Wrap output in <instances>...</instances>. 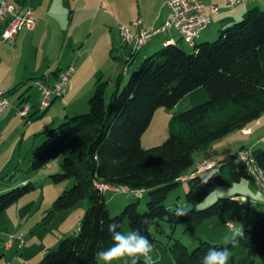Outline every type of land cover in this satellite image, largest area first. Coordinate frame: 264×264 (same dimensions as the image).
<instances>
[{"label":"trees","instance_id":"obj_1","mask_svg":"<svg viewBox=\"0 0 264 264\" xmlns=\"http://www.w3.org/2000/svg\"><path fill=\"white\" fill-rule=\"evenodd\" d=\"M241 17L220 28L216 39L195 42L191 51L179 41L146 55L122 87L118 76L107 105L108 81L97 78L87 100V112L67 114L57 125L41 131L47 137L34 146L27 170L37 171L63 153L60 171L50 174V178L54 182L72 180L53 200L50 214L85 198L88 206L76 230L61 238L57 247L47 250L36 264H97L96 253L113 243L107 230L112 221L118 222L120 228L126 221L130 230H139L153 244L151 227L159 228L161 220L174 230L178 223H201L225 208L246 206L245 196L236 192L201 207L220 186L229 187L246 179L264 194V189L240 163L220 159L214 174L203 177L201 172L194 173L198 164L195 154L205 151L214 140L252 124L264 113V8L252 6ZM135 53L131 52L130 58ZM34 79L37 78L27 81ZM20 86L6 92L9 95ZM199 86L205 88L208 98L171 113L166 139L154 146H143L141 136L155 109L173 108ZM39 116L32 113L25 121ZM251 149L254 163L264 171V148ZM13 176L10 173L0 177L1 190L9 187L6 182ZM183 180L187 182L184 198L190 211L186 216H176L169 209L183 204L167 207L164 200ZM103 185L126 187L125 194H134L136 189L147 191L145 209L139 211L140 198L135 195L136 200L128 201L119 213L112 215ZM33 188L28 181L1 192L0 213ZM255 205L264 206V201ZM145 218L147 224L143 223ZM240 231L234 246L229 244L232 237L225 244L199 238L192 249L172 238L167 247L176 264H201L210 248L221 247H229L231 255L246 251L249 264H264V215L257 212L252 225ZM256 255L261 256L260 263L256 262ZM138 264H143V258H139Z\"/></svg>","mask_w":264,"mask_h":264},{"label":"rangeland","instance_id":"obj_2","mask_svg":"<svg viewBox=\"0 0 264 264\" xmlns=\"http://www.w3.org/2000/svg\"><path fill=\"white\" fill-rule=\"evenodd\" d=\"M163 1L164 0H97V4L104 3L107 5V9L104 12L112 13L114 11L115 13L121 16L124 15L125 17L129 14H132L136 16L135 18H138V12H140L141 14L143 12V14H145V17H148V14L157 9L158 6H161L160 9H163V11H165V1ZM225 1L226 0L214 1L218 5L219 12H225L228 10H233L235 8L239 9L243 6L252 7L258 5L260 8H264V0H255L254 2L246 1L231 6H227ZM101 11L98 12V21L102 19L101 16L104 15ZM215 18L216 16L214 15L212 18V22L210 20V22L206 26L207 28L205 27L206 30H211V28H213ZM241 18L242 17H238L233 22H236ZM101 22L103 21L101 20ZM233 22L231 21V23L229 22V24L226 25H231L233 24ZM96 25L97 24H95V26ZM106 26L107 27H104V30L102 31H96L95 28V32L92 34L94 35L95 33H97V35H99L100 33H105L104 31H108V25ZM204 29L201 31V33L204 31ZM173 31H175L179 36L176 30ZM218 34L219 33L217 31V33H214L212 37L207 40L216 39L218 37ZM156 37L157 36H152L150 38V41H154ZM94 38V36L91 38V43H93L92 48H90L89 45L85 48L83 52L84 58L91 59L94 57L93 59H97L99 61L101 59L100 56H102L101 54H104L103 58H109V60L111 61H116V59L119 60V72L117 73L118 75L116 74L114 76V78L117 79L122 72L120 87H122L126 83L130 73L140 66L143 58L146 55L157 50H150L149 44L151 42L148 41L146 43L147 46L149 45L146 48L149 49L148 53L143 55V52H141L137 58V61L133 65L130 64L129 67H125L123 61V49L121 48L123 44L118 40L119 38L116 34L115 39H117L118 43H116L117 45H115L116 47H114L113 50L109 51L108 49L107 53H103L102 47L100 46V44H97L98 42H94ZM181 44L186 50H192V47H190V45H188L186 42H182ZM161 47V44H159L158 48ZM60 55L61 54L58 52L57 47L55 48L54 45H51V47L49 48V53L47 55L48 61L51 62L53 59L59 57ZM100 78L101 80L108 81L106 76ZM111 82V80L107 82V87L105 90L106 105L112 92L115 90V81H113L112 83ZM33 84L34 85H32L29 92H32L30 93L32 94L31 102L37 105L39 100L35 93V91L37 90V85L34 82ZM4 90L7 91V89ZM18 95V90L12 94H9L10 105L14 107V114H12V116H9L8 121L5 122L4 125H0V177H6L8 174L14 173V176L6 182L7 186H9L8 188L1 190V187L3 185H0V193L5 192L12 187L22 185L28 181H30L34 185V188L20 197L18 200L9 204L0 213V264H36L43 257L47 250L55 249L57 247L61 238L68 234H71L76 230L82 214L88 206V200L87 198H85L80 200L70 208L50 214L53 200L58 194H60V192L64 188L69 187L72 184V180L54 182L50 178V174L60 171V161L62 159V156L64 155L63 153L52 159L49 162V167L44 166L37 171L27 170L29 165V156L34 146H36V144L46 138L47 135L44 132L42 133L39 131H36L35 133L34 125L30 126V123L26 122L25 118L18 113ZM63 96L60 98H56V102H59L63 98ZM89 96L85 98L84 107L72 114H79L88 111L89 106L87 100ZM77 97H81V95H78ZM81 98H83V94ZM207 98L208 94L205 88L203 86H199L198 88L185 94L173 108L169 109L165 106L157 107L153 113L149 125L141 136L142 145L145 147H149L162 143L168 136V119L170 114L183 111L188 107L202 103ZM46 112H42L40 116L34 118L32 122L38 121V119H40ZM59 122L60 121H57L55 124L57 125ZM242 132V129H235L225 136L214 140L205 151H201L195 154V161H198V159L202 156H205L206 158L209 157L207 159L217 161L220 159H224L226 155L234 150H237L238 148H240V146L247 147V145L250 143V139L259 138V136L264 133V125H256V127L253 128V132L251 134H243ZM257 147L264 148V142L259 143ZM204 160L205 159L201 160L200 162ZM215 170L216 168L202 171L200 173V176L204 177L214 174L216 172ZM186 190L187 182L183 180L179 185L172 188L168 192L164 200L165 205L169 207L177 203L179 205L183 204L182 206L189 207L184 198ZM236 192H239L241 195L245 196L246 201H244V203L246 204V206H231L225 208L216 215L204 220L201 223L181 222L175 226L174 230H171L168 224L162 220L160 221V229L156 226H152L151 233L154 236L153 264H176L167 247L168 242L172 238H178L179 240H181L188 247V249H192L197 244L199 238L209 240L213 243L218 242L225 244L230 238L235 236V233L232 231L233 226L242 230L243 228L252 225L257 212L264 215V206L255 205V202L264 201V194H262L261 191L258 190V188L252 182L246 179H243L240 182L235 183L229 187L220 186L215 188L214 191L205 200V202L201 205V207L210 205L218 197L232 196ZM104 196L107 207L112 215L119 213L128 201H134L137 199L133 193L125 194L123 192L115 191L110 188L105 189ZM147 199L148 193L147 191H144L143 197L139 199V211H143L145 209V203ZM226 220H231L233 222V226H228L225 223ZM120 230L125 233L131 231L126 221H123ZM17 235H21L23 239L22 246L17 247V243L16 241H14L9 247H6L5 243L9 240V238L11 236L16 237ZM169 235H171L172 237L170 238ZM254 258L256 262H261L260 255H256ZM115 263L131 264V259L125 257L121 260L112 262V264ZM97 264H104V262L99 260L98 258ZM229 264H249V256L246 251H237L236 253L231 255Z\"/></svg>","mask_w":264,"mask_h":264},{"label":"crops","instance_id":"obj_3","mask_svg":"<svg viewBox=\"0 0 264 264\" xmlns=\"http://www.w3.org/2000/svg\"><path fill=\"white\" fill-rule=\"evenodd\" d=\"M8 1L14 3L19 9L30 8L36 19L33 29L22 28L11 39L0 43V88L10 90L15 85L20 84L21 86L17 89L19 94L27 88L22 98H19V95L17 97V109L23 104H28L29 115L32 113H34L35 116L41 114L42 111L38 110L40 91L37 87L35 93L39 100L38 104L35 105L31 102L32 94L30 93L32 92H29L32 85H34L33 81L35 79L27 81L28 78L36 77L38 79V77H42L41 79L45 82L52 83L56 79L57 70L59 71L68 65L74 66V73L69 80L68 89L63 98L59 102H56V99L51 102L45 110V112H47L43 114L38 121L32 122V119L29 122L30 126L34 125L35 133L36 131L41 132L56 125L55 123L61 121L65 115L75 113L82 109L85 104V98L92 93L94 81L97 78L106 76L108 81L111 80L113 82L116 80L114 76L119 72V60H117L116 57V61H111L109 58H103L104 54L99 53L102 56H100L101 59L98 61L97 59H93L94 57L91 59L84 58L83 52L88 45L92 48L93 43H91V38L93 36L95 37L93 39L95 40L94 42L100 44L103 53H107L108 49L109 51L113 50L114 47H116L115 45H117L116 43H118L117 39H115V34L121 42L119 24L124 23L130 25L131 22L136 19V16L129 14V12V15L126 17L114 11L112 13L104 12L107 9V5L103 3L104 8L102 9V3L97 4V0ZM164 1L166 7L165 11L160 9L161 6H158L157 9L148 14V17H145L142 10V14L138 12L137 17H141L143 26L152 24L154 27H159V25H162L168 12V7L166 5L167 0ZM202 1L206 5L209 3L216 4L214 2L215 0ZM248 8H250V6H243L239 9L235 8L225 12H219L218 9L216 14L210 13L206 8L205 12L211 16V22L213 16H216L215 23L211 30H206V27L196 42L209 39L214 33H217L220 28L229 24V22L231 23V21H235L238 17H241ZM100 11L104 15H102V19L98 21V12ZM101 20L103 22H101ZM95 24L97 25L95 26ZM106 25H108V31H104L105 33H100L99 35H97V33L94 35L92 34L95 32V28L96 31H102L104 27H107ZM174 32L175 31L171 30L168 32H158L152 35L157 37L152 42L149 40L151 42H149L150 46L148 45L149 49H159V44H161V46L166 45L165 41L168 39L174 40V43L181 41L177 33ZM51 45H54L55 48L57 47L61 55L49 62L47 55ZM148 46H143V48L137 51L126 64V57H129L132 51L128 45L123 44L121 48L123 49L125 67H129L130 64L133 65L141 52H143V55L147 54L149 49L146 48ZM120 74L122 78V72ZM82 94L83 98H81ZM78 95H81V97H77ZM12 114H14V107L10 105L9 101V105L0 115V125H4ZM259 124L264 125V113H262L255 122L245 127L249 128V132L242 133L251 134L253 128ZM262 136H264V133H262L259 138L250 139V143L247 147L255 148L259 143L264 142ZM207 158L202 156L196 163ZM47 167H49V164Z\"/></svg>","mask_w":264,"mask_h":264},{"label":"built area","instance_id":"obj_4","mask_svg":"<svg viewBox=\"0 0 264 264\" xmlns=\"http://www.w3.org/2000/svg\"><path fill=\"white\" fill-rule=\"evenodd\" d=\"M255 0H226L227 6L236 5L241 2ZM168 13L166 20L159 27L152 24L142 25L141 18L138 17L131 22L130 25L119 24V35L121 42L130 46L132 53L139 51L150 40L152 35L158 32H168L176 30L182 42L193 45L201 31L207 26L211 20V16L205 12L207 8L210 13L218 12V5L211 3L206 5L202 0H167ZM104 8V5H101ZM35 17L30 8L17 9L15 4L8 0H0V43L11 39L22 28L33 29L35 26ZM174 43V40L168 39L165 44ZM131 58L126 57V61ZM74 71L72 65H68L60 69L56 75V79L52 83H47L43 79H35L33 82L37 85L41 98L39 100L38 110L45 109L55 98L63 96L67 90V84L70 76ZM9 105L8 93L0 88V115ZM19 114L25 119L29 115V105L23 104L18 109ZM243 132H249V128H243ZM264 140V136H262ZM225 161L240 163L244 165L248 172L253 176L255 182L264 189V171H262L253 161L251 147L238 148L232 151L224 158ZM218 166L217 160L205 159L197 164L194 173L212 169ZM113 189L119 192H127L126 187H109L103 185L102 189ZM132 191V190H131ZM228 226H233L231 220L225 222ZM14 241L17 247H21L23 239L21 235L11 236L5 243L9 247Z\"/></svg>","mask_w":264,"mask_h":264},{"label":"clouds","instance_id":"obj_5","mask_svg":"<svg viewBox=\"0 0 264 264\" xmlns=\"http://www.w3.org/2000/svg\"><path fill=\"white\" fill-rule=\"evenodd\" d=\"M143 189H136L134 195L142 198ZM173 215L186 216L190 209L185 206H177L169 209ZM147 218L143 223L147 224ZM107 230L111 235L113 243L106 249H101L96 253L99 260L104 264H112L113 261L121 260L125 257L131 259V264H138L139 258H143V264H153V244L139 230H131L127 233L120 230V225L116 221L108 224ZM232 231L235 236L241 235V231L233 226ZM235 236L229 240V244L233 246L237 243ZM231 250L229 247L210 248L201 260V264H229Z\"/></svg>","mask_w":264,"mask_h":264}]
</instances>
